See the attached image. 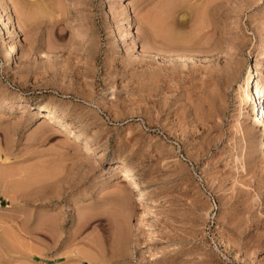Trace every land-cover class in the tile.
<instances>
[{"label":"rangeland","instance_id":"obj_1","mask_svg":"<svg viewBox=\"0 0 264 264\" xmlns=\"http://www.w3.org/2000/svg\"><path fill=\"white\" fill-rule=\"evenodd\" d=\"M15 1L0 0V264H264V151L239 112L247 69L264 81V0H213L202 28L206 0H46L30 18Z\"/></svg>","mask_w":264,"mask_h":264},{"label":"bare ground","instance_id":"obj_2","mask_svg":"<svg viewBox=\"0 0 264 264\" xmlns=\"http://www.w3.org/2000/svg\"><path fill=\"white\" fill-rule=\"evenodd\" d=\"M22 1V0H21ZM186 1V0H185ZM188 1L189 0H187L186 1V3L182 0V2L181 3H184V4H186V5H188V4H190V3H188ZM16 2V1H15ZM23 2V1H22ZM22 2H20V0H17V2L16 3H18V5H16L14 2H12V3H14L12 6H13V8L15 7V9L19 12V13H23L25 16L24 17H26V18H30V16L31 15H34L35 13H39V11H43V10H45L46 9V6L48 5V4H46V0H33V1H31V0H29V1H25L24 0V2L25 3H22ZM27 2H30L28 5H30V6H28L27 5ZM180 2V1H179ZM178 2V0H177V3H179ZM211 2H213V0H206L205 1V3H203V4H201V6L199 5V6H196L197 8V10H196V15L198 16V19H197V21L195 20V22H196V24H195V22H194V24H195V26L196 25H198V26H196V27H198V28H202L201 27V25L203 26V20H204V16H206L207 15V8H208V5L211 3ZM177 3H176V5H177ZM171 4H173V3H171ZM170 4V5H171ZM14 5H16V6H14ZM178 5H180V4H178ZM182 5V4H181ZM191 5V4H190ZM169 7V6H168ZM167 7V8H168ZM172 7H174V6H172ZM171 7V8H172ZM190 7V6H189ZM170 8V7H169ZM14 10V9H13ZM165 10V9H164ZM172 10H174V9H172ZM17 11H15V12H17ZM22 11V12H21ZM171 11V10H170ZM170 11H168L169 13V15H168V17L169 16H171V14H170ZM175 11V10H174ZM174 11H172V12H174ZM194 12V11H193ZM161 13H162V11H161ZM161 13H160V15H161ZM164 13V12H163ZM162 13V14H163ZM194 13V14H195ZM22 14V15H23ZM166 12H165V17H166V19L168 18L167 16H166ZM172 15H174V14H172ZM196 15H195V17H196ZM162 16V15H161ZM163 16V17H164ZM10 17L12 18V15H10ZM146 17H147V15H146ZM145 17V18H146ZM150 17V16H149ZM148 17V18H149ZM154 17V16H153ZM153 17H151V19H154ZM158 17V16H157ZM156 16H155V18H157ZM165 17L163 18V19H165ZM174 18L173 19H175V16H173ZM177 17V16H176ZM147 18V19H148ZM170 18V17H169ZM197 18V17H196ZM195 18V19H196ZM158 19V21H159V19H161L160 17L159 18H157ZM163 19H161V21H160V23L162 22V21H164ZM172 19V21H174ZM126 20H128L129 22H132V17H130V15L129 14H127L126 15ZM148 20H150V19H148ZM198 20H200V21H198ZM1 23L2 24H5V22L2 20V18H1ZM154 21H156V19H154L153 20V22ZM203 21V22H202ZM153 22H151L150 21V24L151 23H153ZM157 22V21H156ZM153 23L152 25H149L151 28H153L154 29V27H157L156 25H158V24H160V23ZM168 22H170V19L168 20ZM176 22H178V21H175V24H177ZM202 22V23H201ZM163 23V22H162ZM173 23V22H172ZM182 23V22H181ZM198 23V24H197ZM155 24V26L153 27V25ZM164 24V26L166 25L165 23H163ZM169 24V23H168ZM171 24V23H170ZM169 24V25H170ZM194 24H193V26H194ZM161 26V25H160ZM166 26H168V25H166ZM171 26V25H170ZM169 26V27H170ZM176 26V25H175ZM174 26V27H175ZM177 26L179 27L180 26V23L178 22V24H177ZM169 27H167V28H169ZM195 27V29H197ZM157 28H162V26L161 27H157ZM164 29H159V30H163V33H165V34H163V36H162V38L164 37V35H165V37L164 38H167V36H168V38H167V42H168V40H169V37H170V40L169 41H171V42H169V43H167V44H170V43H178V42H176V41H178L177 39H178V37L179 36H177L176 35V32H175V30H171L172 29V27H171V29L169 30V29H167V28H165V27H163ZM156 29V28H155ZM166 29V30H165ZM161 31H159L160 33H161ZM165 31V32H164ZM159 32H157V34L159 33ZM175 32V33H174ZM152 33V32H151ZM154 34H156V32L154 31L153 32V35ZM178 34V33H177ZM178 35H180V34H178ZM152 36V35H151ZM159 36H160V34H159ZM160 36V37H161ZM154 38H155V36H153ZM183 37V36H182ZM189 37V36H188ZM152 38V37H151ZM190 38V37H189ZM180 39V38H179ZM191 39H193V38H191ZM166 41V40H165ZM181 41V40H180ZM186 41V40H185ZM185 41L184 42H182V44H186L185 43ZM180 42V43H181ZM189 42V41H188ZM187 42V43H188ZM174 43V44H175ZM165 44V43H164ZM166 44V45H167ZM176 45H178V44H176ZM171 46H172V44H171ZM169 47V46H168ZM160 50L161 49H159L158 50V52H160ZM248 107V109H246ZM245 109V112H246V114L247 115H249V114H251V115H253V119H254V121H255V123L259 126V131H260V134H261V138H260V141H259V143H258V147H259V149L260 150H263L264 151V81L263 82H260L258 79H256L255 77H254V75H253V73H252V69H251V67H249L248 69H247V71H246V74H245V76H244V79H243V82H242V84H241V86H240V96H239V112H240V114L242 113L243 114V110ZM35 112L37 113V114H40L41 116H43V117H45V118H50V117H52V116H54V117H56V120H58V118H60L61 119V116L62 115H59L58 114V110L56 109V108H53V107H43V108H38L37 110H35ZM254 112H256V115L254 114ZM64 114V113H63ZM63 117V116H62ZM62 120V119H61ZM62 121H64V120H62ZM64 124L67 126V127H69L70 125L71 126H74V124L71 122V121H65L64 122ZM77 138V141H78V144H80V146L81 147H83V148H91V149H96L97 148V146L93 143V142H91L90 140H88V139H85V138H79V137H76ZM114 169H116V170H127V171H131L133 174H134V170L130 167V165H128L125 161H121V162H119V163H117L115 166H114Z\"/></svg>","mask_w":264,"mask_h":264}]
</instances>
